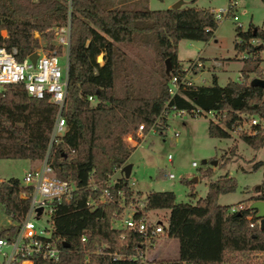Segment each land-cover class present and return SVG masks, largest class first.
I'll return each mask as SVG.
<instances>
[{
    "label": "trees",
    "instance_id": "16d2710c",
    "mask_svg": "<svg viewBox=\"0 0 264 264\" xmlns=\"http://www.w3.org/2000/svg\"><path fill=\"white\" fill-rule=\"evenodd\" d=\"M138 3L114 7L109 0H71L68 9L65 0H0V46L15 49L17 61L40 49L61 56L63 48L55 46L54 33L70 26L63 110L66 132L52 144L48 164L58 177L76 187L71 199L53 204L50 231L51 240L60 243L59 260L36 259L33 264H144L139 259L141 235L111 224L113 214L121 213L119 200L134 204V197L142 196V192L131 190L128 179L111 181V177L115 169L125 167L135 150L126 147L122 137L140 125L147 132L163 110L175 108L192 118L195 111L213 112L217 118L208 120L209 138L230 139L237 133L239 140L252 150L264 149V132L258 125L251 126L249 132L240 130L245 122H264V87L253 85L261 79L264 30L251 23L245 31L236 27L234 51L247 55L240 70L243 81H228L220 86L217 76L212 75L210 85L184 87L170 97L168 82L173 75L182 74L178 43H208L219 23L207 8L150 10ZM149 38L164 65L157 94L151 96L134 89L127 71L128 57L122 49ZM252 40L258 43L251 44ZM100 55L103 64L97 62ZM166 60L169 73L165 72ZM248 73L255 74V78L249 80ZM117 81L123 87L120 93L115 92ZM89 97L95 98L96 103L91 104ZM57 113V106L47 99L37 100L21 86H8L0 93V160L42 162L48 153ZM234 149L230 154H234ZM260 168L264 170V162L252 165L253 172ZM212 177L211 169L202 173V178ZM186 183L191 187L192 198L193 185ZM104 189L110 191L112 201L102 204L98 200ZM236 189L237 180L226 173L210 180L205 196L194 204L176 203L172 192L145 193L143 212L168 211L160 221L162 236L178 242L177 259L156 264H253L250 256L264 254V230L256 223V213L248 209L249 205L239 213H230L231 206L218 204L220 196ZM22 193H30V189L21 187L18 179L0 182V205L15 224L1 230V238H12L24 220L29 198L22 197ZM90 201L96 204L88 206ZM253 201L264 202V171L249 204ZM249 216L251 220L247 219ZM250 222L256 224L251 228ZM81 238L85 241L81 242ZM62 242L68 243L69 248L64 249ZM151 243L154 245L155 240ZM98 246L101 254L96 253Z\"/></svg>",
    "mask_w": 264,
    "mask_h": 264
},
{
    "label": "rangeland",
    "instance_id": "374dc122",
    "mask_svg": "<svg viewBox=\"0 0 264 264\" xmlns=\"http://www.w3.org/2000/svg\"><path fill=\"white\" fill-rule=\"evenodd\" d=\"M111 6L120 7L123 4L138 3V6H145L150 10H160L180 3V7H196L214 10L224 7L229 0H109ZM237 5L234 12L238 17V24L243 31L247 30L249 24H253L260 29H264V1L263 0H236ZM232 18L218 24L214 37L208 42H195L181 40L177 46V55L186 64L187 61L195 58L205 57L208 61H220L223 66L215 67L211 64L208 68L202 69L203 74L197 84L210 85L212 75L219 77V83L225 81H243L244 76L240 75L242 63L241 55L234 51L236 27L238 25ZM3 35L5 33L3 32ZM39 43L43 46V40ZM56 39L54 44L57 47ZM128 57V76L135 90L145 92V95H156L158 85L161 81V72L164 69L163 63L158 59L155 43L152 38L146 42L136 41L128 48H122ZM41 53H48L42 49ZM263 61L259 65L261 73L264 71V53L260 54ZM101 58V59H100ZM97 62L103 64V57L100 55ZM60 65L65 68V56H59ZM247 64V63H246ZM219 65V64H217ZM207 71V72H206ZM211 73V74H210ZM260 73V75H261ZM208 78V79H206ZM249 80L255 78V74L248 73ZM123 87L120 82L115 83V92L120 93ZM195 117V116H194ZM209 117L197 115L195 118L185 115L181 118L170 116L164 122H159L153 133L147 131L145 141L136 148L130 155L126 165L131 164L132 170L128 179L129 185L136 191L142 192V196H135L134 205L143 204L145 193L172 192L176 197V203L194 204L199 198H203L207 191V182L214 181L217 177L229 174L237 180V189L234 193L222 195L218 199L221 206H236L242 204L249 205L250 199L254 196L255 188L262 180L263 168L252 171V165L257 162H264V149L254 151L241 142L237 133H233L230 139H212L207 135V124ZM178 134L176 138L174 135ZM234 154H230V150ZM168 156L171 160H168ZM205 161L206 164L202 162ZM216 162V165H214ZM192 163H196L197 168H193ZM38 163L35 168L39 166ZM223 164V167H219ZM125 165V166H126ZM28 161L21 160H0V182H6L11 178L18 179L22 183L24 175L32 168ZM33 168V169H35ZM206 169L213 171L210 179L202 178V173ZM111 181L117 178H124L115 169ZM171 173L174 180H168L165 176ZM196 178V182L192 181ZM186 182L193 185L192 198L190 197L191 187ZM195 186V189H194ZM168 211L151 212L147 217L152 222H160L168 215ZM113 214L111 224L113 228L123 229L120 221L115 220ZM117 218V215H116ZM44 220V219H43ZM15 225L5 215L0 205V231ZM42 220L38 226H42ZM97 248H101L98 246ZM178 254V242L175 239H168L160 235L155 244L147 249L143 259L144 264H156L157 262H171L176 260ZM253 264H264V254L250 256ZM2 257L0 255V264Z\"/></svg>",
    "mask_w": 264,
    "mask_h": 264
},
{
    "label": "built area",
    "instance_id": "2783aa9c",
    "mask_svg": "<svg viewBox=\"0 0 264 264\" xmlns=\"http://www.w3.org/2000/svg\"><path fill=\"white\" fill-rule=\"evenodd\" d=\"M65 1L68 9H70L71 0ZM236 5V0H229L226 6L211 10L215 20L220 23L227 18H232V20L238 24V17L234 12ZM238 26L241 27L239 24ZM54 35L57 46L63 48L66 63L65 68L60 65L59 55H57L55 51L48 53L37 51L35 53L37 54L35 63L29 60L30 56L20 62L17 61L15 57V49L7 50L5 47L0 46V93L8 86H21L30 97L37 100L47 99L58 108L50 137L48 153L37 168L29 170L24 175L22 183H20L21 187L30 189V193L21 194L22 197L29 198V207L24 220L21 222L17 233L12 238L0 237L1 264H33L36 259L57 262L61 255L60 243L51 240L50 225L53 204L71 199L76 186L74 183L68 182L56 175L54 169L48 164V154L52 144L57 143L66 132V120L63 115V110L65 108L64 104L68 84L69 24L56 29ZM250 43L257 44L258 41L252 40ZM246 58V54L241 55V59ZM203 67L204 64L200 58H195L187 61L186 64H182V74L173 75L168 82L169 96L173 97L184 87L203 85L202 83L197 84L198 80L204 82V79L199 77ZM260 80L264 81V71L261 74ZM88 101L91 104H95L97 100L93 97H89ZM167 105L168 103L166 102L165 107H167ZM199 114L204 117L208 116L209 120L212 121H215L217 118V115L213 112L204 113L195 111L192 113L195 117ZM185 115L189 114L185 111L176 110L175 108L163 110L153 127L148 130V134L154 132L160 119H167L170 116L181 118ZM254 125H258L264 132V122H259L258 120H252L249 124L245 122L240 130L249 132L251 126ZM145 133L143 125H140L136 130L125 134L122 137V142L126 147L136 149L145 141L147 134ZM174 136L177 138L178 134L175 133ZM168 160H171L170 156H168ZM191 166L197 168L196 163H192ZM117 171L124 176L123 168H119ZM165 176L168 180L175 179V176L171 173H167ZM93 189H97V185H93ZM118 196H121L120 192ZM111 201L112 197L110 191L104 189L98 202L103 204ZM87 204L92 207L96 202L90 201ZM143 207V204H141V206L134 205L133 203L126 205L121 198L119 200L121 213L115 214L114 216L115 220L121 222L123 229L137 232L141 235L142 250L139 253V259L142 261L146 255L147 249L152 247L151 242L157 240V238L163 234V225L160 222L150 221L147 214L143 212ZM244 208L245 206L238 204L236 206H231L229 212L239 213ZM38 209H41L40 214L37 213ZM247 219L251 220V216L247 217ZM41 220L43 225L38 226V222ZM256 223L259 224V220H256ZM256 223L250 222L249 227L252 228ZM84 241L85 239L81 238V242ZM96 253H102L100 248H96ZM114 257L116 258V255H114ZM85 261L87 263L88 259Z\"/></svg>",
    "mask_w": 264,
    "mask_h": 264
},
{
    "label": "water",
    "instance_id": "95a60500",
    "mask_svg": "<svg viewBox=\"0 0 264 264\" xmlns=\"http://www.w3.org/2000/svg\"><path fill=\"white\" fill-rule=\"evenodd\" d=\"M180 7V3H175L173 4L170 8L174 9V8H178ZM261 47L264 48V43L261 44ZM37 59V54H32L30 57H29V60L32 62V63H35ZM166 73H169V70H170V66H169V61L166 60ZM253 85L255 86H261V87H264V81L263 80H260V79H257L253 82ZM203 164H205L206 162L203 161L202 162ZM214 165H216V162H214ZM131 169H132V165L131 164H128L126 165L124 168H123V174H124V178L125 179H128L129 176H130V172H131ZM193 183L196 182V178L192 181ZM248 209L255 212V218L257 220H259V226H260V229L261 230H264V202L262 201H253L249 204L248 206ZM41 212V209H38L37 210V213L40 214ZM62 247L64 249H68L69 248V244L66 243V242H62Z\"/></svg>",
    "mask_w": 264,
    "mask_h": 264
},
{
    "label": "crops",
    "instance_id": "0c3cea01",
    "mask_svg": "<svg viewBox=\"0 0 264 264\" xmlns=\"http://www.w3.org/2000/svg\"><path fill=\"white\" fill-rule=\"evenodd\" d=\"M181 5V4H180ZM171 7V6H170ZM170 7H167V8H170ZM166 9V8H165ZM255 26V25H254ZM264 30V29H263ZM177 59L181 62V64H182V61L179 59V57H178V55H177ZM200 59L202 60V62H203V64H204V66L206 67V68H208L211 64H213L215 67H222L223 66V64L220 62V61H216V60H214V61H208V58H205V57H200ZM99 64H101V63H99ZM217 64H219V66H217ZM243 64V63H242ZM242 67H243V65H242ZM242 67H241V69H242ZM207 72V71H206ZM239 72H240V70H239ZM203 74V72H201L200 74H199V77H201V75ZM211 74V73H210ZM241 75V74H240ZM205 79V78H204ZM206 79H208V78H206ZM217 79H218V83H219V77H218V75H217ZM196 80H197V78H196ZM229 80H228V78H227V80L225 81V83L224 84H220L219 83V85L220 86H224V85H226L227 84V82H228ZM31 166H33L31 169H33V168H35V166H37L38 165V163H30V162H28ZM133 167V166H132ZM30 169V170H31ZM132 170V169H131ZM131 173V172H130ZM117 179H119V178H117ZM129 179V178H128ZM116 180V179H115ZM210 181V180H209ZM209 181L207 182V184L209 183ZM207 184H206V186H207ZM133 186H131L130 185V188H131V190H133L134 192H140V191H136V190H134L133 188H132ZM194 189H195V186H194ZM157 212H159V211H157ZM161 212V211H160ZM178 257V254H177V256H176V258Z\"/></svg>",
    "mask_w": 264,
    "mask_h": 264
}]
</instances>
